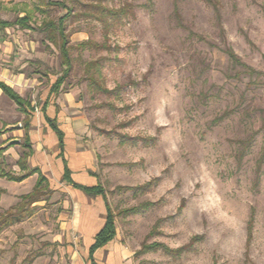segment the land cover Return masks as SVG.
<instances>
[{
  "label": "rangeland",
  "instance_id": "1",
  "mask_svg": "<svg viewBox=\"0 0 264 264\" xmlns=\"http://www.w3.org/2000/svg\"><path fill=\"white\" fill-rule=\"evenodd\" d=\"M56 1L72 6L61 91L78 102L132 264H264V0H214L219 19L204 0H0V20L29 18L7 28L25 44L33 100L62 69L44 27L67 12ZM96 4L127 12L113 18ZM225 46L262 74L228 77L239 68ZM2 99L0 161L16 172L25 148L8 144L19 141L17 114ZM33 183L0 178V213ZM43 190L0 231V264L69 263L59 198Z\"/></svg>",
  "mask_w": 264,
  "mask_h": 264
},
{
  "label": "crops",
  "instance_id": "2",
  "mask_svg": "<svg viewBox=\"0 0 264 264\" xmlns=\"http://www.w3.org/2000/svg\"><path fill=\"white\" fill-rule=\"evenodd\" d=\"M1 29L7 36L0 31V81L22 98L28 99L33 107L27 130L30 150L26 166L38 170L20 182H8L21 187L28 180H32L33 187L38 174L44 176L47 187L52 190L51 195L59 198L62 209L59 218L64 220L61 222L62 244L69 259L68 264H132V250L122 242L117 232L105 245L89 253L95 235L104 225L107 203L104 195L83 189L100 184L101 171L94 149L87 140L85 121L77 114L79 106L74 93L61 91L62 86L57 94L51 93V81L46 87L37 89V100L27 98L25 93L34 87V82L33 78L22 70L25 66L20 65L22 61L19 58L29 59L24 55L26 52L22 46L25 44L13 29ZM2 97L13 105L17 114V124L19 123L20 127L12 130L11 135L19 138L16 147H20V140L24 135V114L0 90V102L4 103ZM46 118L60 131L61 143ZM0 130L2 134L3 130ZM19 157L16 156L13 166L15 174L22 173L17 165ZM32 187H27L21 193H28Z\"/></svg>",
  "mask_w": 264,
  "mask_h": 264
},
{
  "label": "trees",
  "instance_id": "3",
  "mask_svg": "<svg viewBox=\"0 0 264 264\" xmlns=\"http://www.w3.org/2000/svg\"><path fill=\"white\" fill-rule=\"evenodd\" d=\"M100 1V0H96ZM207 3H209L214 10H216V18L219 19V15L217 13V8L214 0H204ZM53 4V2H49ZM48 4V3H47ZM54 4H60L65 7L67 12L58 18L56 22L53 20L47 21L44 24L45 29L47 30L46 34V39L52 43L57 51H58V56L60 59V65H61V72L60 74L53 80L50 86V92L53 94H57L59 92L60 87L63 85L64 81L68 77V74L71 69V60L69 56V52L72 49V46L68 42V36L66 32V20L69 19V17L72 15V6L66 7L62 2H54ZM96 6L102 11L106 12L109 16L113 18L121 17L124 16L127 12L125 7L117 8V9H112V8H107L104 6H100L99 4H96ZM28 16L24 15L21 17H18L16 20L10 22V21H5V20H0V28H5L13 25H19L22 28L28 27ZM87 44V42H81L77 44V47L83 46ZM105 47V46H102ZM223 51L225 55L228 58V61L230 63V66L232 68H239V70H235L233 75H229L228 77L232 78H240V75L246 74L248 76H259L262 74L261 71L255 70L251 66L245 64L240 60V58L232 51L230 47H224ZM0 90L4 95H6L10 100H12L18 110L24 114V119H23V124L22 127L24 129V135L22 138L21 142V147L25 148L26 151L21 154L19 159L17 160V165L19 166L20 170L22 173L20 174H15L12 171H5L2 163L0 161V178H3L7 181H14V182H20L23 179L27 178L28 176L32 175L33 173L38 172L36 168L29 169L26 166V158L29 155V145H30V139L27 133V130L30 125V116L33 113V107L30 105V101L28 99L22 98L19 96L15 91L12 90L8 85H6L4 82L0 81ZM46 104V102H45ZM44 107H42L43 111ZM47 121H49L48 118H46ZM262 125L264 126V119L262 120ZM49 126L51 129L57 134L59 141L61 143V133L60 131L51 124L49 121ZM0 130V134H1ZM3 149L5 148H0V158L2 155V152L4 151ZM69 180V178H67ZM45 178L41 174H38V177L36 179V182L34 186L32 187L31 191L28 193L22 194L19 196L20 202L18 205L14 207H10L3 212L0 213V231L14 223L18 222L21 220L22 217H24L26 214L30 212L31 205L37 201H40L44 192V188L48 193H52V190H50L46 183H45ZM83 189L86 192H92L95 194H102L103 195V189L101 186L98 184L94 187H83ZM132 210V209H131ZM249 227V226H248ZM250 230V227L248 228ZM248 230V232H250ZM115 235V227H114V222H113V214L109 210V208L106 209V217H105V222L102 228L97 232V234L94 237V241L92 245L89 248V253L91 254L95 249L102 247L105 245L109 240H111ZM249 237V236H248ZM189 245H186L182 247L184 249L185 247H188ZM150 248V246H142L143 251H147ZM177 251H181V248L176 249Z\"/></svg>",
  "mask_w": 264,
  "mask_h": 264
},
{
  "label": "water",
  "instance_id": "4",
  "mask_svg": "<svg viewBox=\"0 0 264 264\" xmlns=\"http://www.w3.org/2000/svg\"><path fill=\"white\" fill-rule=\"evenodd\" d=\"M11 128L12 127H17V128H19L20 127V124H16V125H12V126H10ZM15 143H18V140L17 139H12V140H9L8 141V144H15Z\"/></svg>",
  "mask_w": 264,
  "mask_h": 264
}]
</instances>
